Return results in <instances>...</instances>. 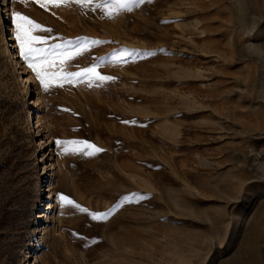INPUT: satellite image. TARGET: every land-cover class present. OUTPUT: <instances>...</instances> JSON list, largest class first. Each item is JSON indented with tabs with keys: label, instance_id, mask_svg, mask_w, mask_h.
I'll list each match as a JSON object with an SVG mask.
<instances>
[{
	"label": "rangeland",
	"instance_id": "obj_1",
	"mask_svg": "<svg viewBox=\"0 0 264 264\" xmlns=\"http://www.w3.org/2000/svg\"><path fill=\"white\" fill-rule=\"evenodd\" d=\"M119 3L0 0V264H264V0ZM15 12L113 79L45 91Z\"/></svg>",
	"mask_w": 264,
	"mask_h": 264
},
{
	"label": "snow or ice",
	"instance_id": "obj_2",
	"mask_svg": "<svg viewBox=\"0 0 264 264\" xmlns=\"http://www.w3.org/2000/svg\"><path fill=\"white\" fill-rule=\"evenodd\" d=\"M21 3H26L27 0H20ZM35 2L40 3L41 7L46 6V4H51L53 6H60L62 3H65L66 0H35ZM79 2V0H78ZM137 0H128V3H119V7H128L129 3H136ZM13 21L15 24V40L19 43L20 54L23 59L27 62L28 67L32 69V71L36 74L37 79L40 81L41 85L44 87L45 91L51 86L53 81L56 80H66L71 83L73 80L78 78L88 77L89 81L92 79L99 80L101 82L108 81L113 79L110 76L101 75L96 71L98 65L93 64L89 68H84L79 72H71V73H62L63 65L67 60H71L74 56H79L82 54V51H86L87 49L83 47L85 44L96 45L101 43V41L93 40L87 41L86 39L83 41L78 40L77 42L68 41L66 43V47H71L74 50L73 54L65 55L63 52H57L58 49L61 48L60 45H56L54 48H43L38 45H42L45 43V38L42 36L34 35L35 32H48L51 31L48 28L40 25L39 23L31 20L29 17L21 14L20 12L13 13ZM130 54V53H129ZM123 56L124 53L118 54ZM57 61L59 62L60 68L56 71H53L56 68ZM62 86V85H61ZM91 86V83L89 84ZM57 143L75 144L77 142H61ZM86 143V142H85ZM88 148H95L94 145H87ZM95 151L99 152L101 149L96 148ZM88 155H92L91 152L87 153ZM143 197H140L142 199ZM67 197L61 196V200H66ZM125 199H128L127 197ZM68 203H72V201H68ZM75 207L79 208L80 211L87 212V209L80 208L79 205H75ZM93 219H106L109 213H92Z\"/></svg>",
	"mask_w": 264,
	"mask_h": 264
},
{
	"label": "bare ground",
	"instance_id": "obj_3",
	"mask_svg": "<svg viewBox=\"0 0 264 264\" xmlns=\"http://www.w3.org/2000/svg\"><path fill=\"white\" fill-rule=\"evenodd\" d=\"M10 32H11V31H10ZM10 34H11V33H10ZM14 39H15V38H13V35H11V37L8 38L9 41L14 40ZM10 44H11L12 47H13V46H17L16 43L14 44V42H11ZM259 52H260V54H262V55H261V56H262L261 58H262V60H263V62H264V55H263L264 52L262 53L261 50H259ZM5 53H7V52H5ZM11 54H12V53H11ZM10 56H11V55H10ZM12 56H15V54L13 53ZM12 56H11V57H12ZM9 59H10V58H9ZM15 59H17V58H15ZM16 61H17V63H19L18 60H16ZM14 62H15V61H14ZM15 64H16V62H15ZM15 64H14V65H15ZM19 66H20V65H19ZM21 69H23V72H25L26 69H27V66H26V65H22ZM27 71H28V70H27ZM28 72H29V71H28ZM31 78H32L31 74H30V76H29V75L27 76V79H31ZM39 101H40V96L37 95L36 99H34L32 103H33L34 105H37V104L39 103ZM48 174H49V173H48ZM50 176H51V175H50ZM49 178H51V177H49ZM46 190H47V189H46ZM54 203H57V201L55 200ZM46 204H47L46 209L53 208V207H52L53 205H51V202H47ZM40 216H41V214H40Z\"/></svg>",
	"mask_w": 264,
	"mask_h": 264
}]
</instances>
